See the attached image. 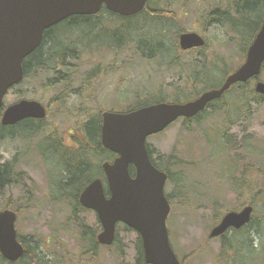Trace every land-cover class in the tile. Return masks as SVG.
<instances>
[{"label": "rangeland", "instance_id": "obj_1", "mask_svg": "<svg viewBox=\"0 0 264 264\" xmlns=\"http://www.w3.org/2000/svg\"><path fill=\"white\" fill-rule=\"evenodd\" d=\"M180 3L174 5L175 11H178ZM203 7L197 4V9ZM229 12L235 15L232 8ZM199 17L198 14L189 13L178 27L183 32L203 35L207 48L202 52L181 55L178 59L183 66L180 72L179 69L164 66L159 55L151 58L132 48H126L116 58L110 53L93 57L85 54L81 60V71L78 70L79 76L94 69L99 62L105 71L100 72L91 85L89 94L96 97V101L86 103L91 111L120 110L137 98H157L159 94L166 102L172 103L175 99L174 88L184 85L180 89H185L186 79L192 77L194 72L199 73L207 65L222 60L223 68L227 69H235L241 64L243 60L240 61L238 48L233 46V42L238 40L235 36L231 39L229 35L233 36V33L230 29L222 25H204ZM180 30L170 35L169 44L172 39H177ZM141 43H146V40L143 39ZM151 43L154 49L155 42ZM159 63H163V66L159 67ZM189 65L192 67L187 69ZM212 69L217 73L213 74L212 70L208 72L210 87L218 85L223 77L214 66ZM48 76L44 74L46 79L50 78ZM38 79L31 77L21 87L11 90L4 99V107L20 99L35 100L47 107L55 94L53 90L43 91L42 81ZM259 81L264 83V68ZM253 85V81L249 82L248 89H253ZM53 108H50V116L43 125L47 128L46 135L55 132L57 136L63 137L74 128L77 121L68 118L67 112V117L61 115L65 108H60V113L58 107ZM227 109L221 112L216 110L214 115L212 111L198 122L187 125L179 120L147 140L152 161L158 163L160 159L163 169H169L173 176V181H167L165 186V195L170 201L167 229L172 249L184 264H235L236 255L230 249L226 251L227 255H222L221 240L210 239L209 233L224 214L240 211L250 200V193L239 188L240 181L245 179L252 188H258L264 178V105L251 103L245 111L235 105ZM40 137L27 144L20 139L0 143V163L18 158L15 166V173L20 175L17 185L7 188L4 195L0 196V208L9 205L10 210L17 214L15 226L18 235L46 242L42 246L44 252L41 251L39 257L42 264H135L134 244L137 236L133 232H125L121 225L117 228L119 244L116 247L100 248L97 262V257L91 262V256L84 255L76 227L82 224L96 230V216L92 212L77 211L72 214L69 200L59 199L62 193L54 186L59 182L61 170L56 167L48 172L46 163L35 149ZM222 139L227 142L221 145L226 151L219 153L217 149H220ZM45 155L50 163L59 164L63 153L52 154L47 151ZM49 178L53 183L52 190ZM71 216L74 219L67 221ZM227 237L230 240L233 236ZM251 240L252 251L245 252L242 249L241 256L237 255L239 264L264 263L260 256L264 250V239L261 241L260 234L254 232ZM239 249L241 247L237 251ZM255 255L258 256L257 260L252 259Z\"/></svg>", "mask_w": 264, "mask_h": 264}, {"label": "trees", "instance_id": "obj_2", "mask_svg": "<svg viewBox=\"0 0 264 264\" xmlns=\"http://www.w3.org/2000/svg\"><path fill=\"white\" fill-rule=\"evenodd\" d=\"M171 1L149 0L144 11L130 18L119 17L105 9H102L97 16L70 17L59 25L46 30L39 47L23 62L24 80L19 86L14 87L12 91L21 87L31 77L37 80L40 78L42 90H53L55 94L49 101L48 107L51 109L52 107H58L59 113L61 112L60 108H65L64 113H61V115L67 117L65 115V112H67L68 118L76 119L77 123L70 132L71 142L68 144H66L63 137L57 136L55 132L46 135L47 128L43 126V123H37L35 126L33 124L32 126L34 127L28 128V132L25 131L31 125L28 122L10 128H4L0 124V143L5 140L14 139L30 143L32 141L35 142L36 138L41 135L42 137L37 142L35 149H37L38 154L46 163L49 173L51 169H55L56 167L61 170L59 182L54 187L62 193L59 199L65 198L69 200L72 214H75L77 211L83 212L78 205L80 191L93 179H103L101 164L114 158L101 145V110L96 109V111H91V107L86 104L93 100L96 101V97L93 94H89L92 89L91 85L99 77L100 72L105 71L102 70V64L99 62L95 65L94 69L86 72L83 76H79L78 70L81 71L79 67L80 62L85 54L93 57L96 54L103 53L107 55L110 53L116 58L126 51V48H132L141 54L149 55L151 58L159 55L164 66L179 69V72L182 71L183 66L178 59L181 55L188 52H182L178 48V38L172 39L170 44L168 41L171 39V34L178 33V30H180L178 24L184 18L180 17L178 11H175L173 8L174 4ZM212 1H216L215 9L212 7L214 10L212 13H210V8L205 9L203 12L199 11V14L202 13L201 22L203 24L214 22L216 27L220 25L228 27L233 33V36L229 35L231 39H234V36L237 37L238 41L233 42V46L238 48L240 61L243 60L247 47L258 31L264 14V0ZM231 8L235 12V15L229 12ZM177 27L178 29H176ZM180 31L182 32L183 29L181 28ZM143 39L146 40L144 44L141 43ZM152 41L155 42L154 49L151 47ZM228 44L229 41L227 40L226 47H228ZM206 48L207 46L201 51ZM223 61H217L211 66L207 65L199 73L194 72L192 77L186 79L185 89H180L184 85L174 88V102L190 101L204 91L217 88L221 82L213 87H210L207 82L210 70L213 71V74L217 73L215 69H212V66L218 70V73L220 72V75H223L222 80L227 74L237 68H223ZM163 63H159V67H162ZM190 67L192 66L189 65L187 69ZM44 74L49 75L48 77L50 78L46 79ZM248 85L249 83L232 87L222 99L211 103L207 110L190 120H183L184 125L190 122H198L206 114L210 115L212 111L213 115L217 112L216 110L219 112L222 110L228 111L227 107L231 108V105L238 106L239 108L242 107L244 111L248 110L251 103L264 105V96L256 94L253 89H248ZM165 100L161 95L157 96V98L152 96L145 97L144 99L137 98L126 107H123V109L121 108V111L114 108L112 111L130 112ZM216 141L218 143L219 139ZM219 144L220 149L219 147L217 149L219 153L225 152L226 149L221 145H226L227 142L222 139V142ZM47 151L52 154L62 152L63 156L61 155L60 163H50L45 155ZM149 154L152 157L150 150ZM159 160L158 163L153 162L155 167L163 170L168 175L169 181H173L170 170L167 168L163 169ZM17 161L18 158H15L0 165V196L4 195L7 188L17 185L20 176L18 173H15ZM177 183L179 182L177 181ZM240 187L250 193L251 197L247 204L253 207L254 212L250 222L237 233H233L234 235H231L233 237L230 240L222 237L221 243L223 248L221 254L227 255L226 251L230 249V252L236 255L235 262H233L235 264H239L237 255L241 256L242 249L245 252L247 250L252 251V233L260 234L261 241L264 239V178L258 188H252L245 179L240 181ZM50 188L51 190L53 189L51 181ZM233 189L236 190L235 188ZM4 209L11 208L7 205ZM73 219L74 217L71 216L67 221ZM123 228L125 232L131 231L127 227L123 226ZM99 230L98 225L96 230L88 229L82 224L76 227L79 241L81 242L80 245L83 246L84 254L91 256L90 261L96 259L95 257H97L95 262L98 261V253L101 247L96 242V235ZM233 240L235 243L231 244ZM19 241L25 249L23 257L17 262L12 263L6 261L0 255V264H42L39 257L40 252L43 250L42 246L46 242L35 240L33 237L25 238L20 236ZM118 244L119 238L116 232L114 243L110 248H114ZM238 247H241V249L237 251ZM134 248L136 255L135 264H145L142 243L138 236L136 237ZM261 255L264 261V250L261 252ZM257 257L255 255L252 259L257 260Z\"/></svg>", "mask_w": 264, "mask_h": 264}, {"label": "water", "instance_id": "obj_3", "mask_svg": "<svg viewBox=\"0 0 264 264\" xmlns=\"http://www.w3.org/2000/svg\"><path fill=\"white\" fill-rule=\"evenodd\" d=\"M147 0H0V110L8 91L24 77L22 64L40 45L44 32L73 16L97 14L102 7L128 18L140 13ZM183 51L201 48L204 41L193 33L179 36ZM264 64V18L249 46L244 63L230 74L218 89L205 92L185 104L158 103L127 113L101 114V144L116 155L102 163L108 196L101 179L92 181L80 194L81 206L96 213L101 233L97 242L111 246L115 227L121 223L141 238L146 264H181L168 237L166 220L170 212L164 195L166 175L150 161L146 140L163 132L179 118H192L221 98L234 84L257 78ZM255 92L264 95V83ZM45 108L35 101H20L4 109L2 126L27 119H43ZM130 167L134 175L130 174ZM252 208L226 214L210 233L222 236L229 228L240 229L250 222ZM15 213L0 211V254L9 262L22 258L24 249L17 240Z\"/></svg>", "mask_w": 264, "mask_h": 264}, {"label": "flooded vegetation", "instance_id": "obj_4", "mask_svg": "<svg viewBox=\"0 0 264 264\" xmlns=\"http://www.w3.org/2000/svg\"><path fill=\"white\" fill-rule=\"evenodd\" d=\"M148 1L149 0H147L146 1V5H145V8H146V6H147V3H148ZM210 1H212V0H172L171 1V3H173L174 5H176V4H178V3H180L178 6H179V8H178V14L180 15V17H183V18H185L186 16H188V14L189 13H191V14H198L200 17H199V19L201 18V15H202V13H200L199 14V11L200 12H203L205 9H207V8H210L211 9V12L210 13H212L214 10L212 9V7L215 9V7H216V3H214V4H211L210 3ZM197 4H200V5H204L205 7H203V8H200V9H197ZM189 7H191V11H189L190 10V8ZM145 8L143 9V11L145 10ZM102 9H105L106 11H107V9L105 8V7H102L101 9H100V11L102 10ZM100 11L96 14V15H91V16H97L99 13H100ZM140 14V13H139ZM138 15V14H137ZM118 16V15H117ZM136 16V15H135ZM73 17H75V16H73ZM79 17H87V16H79ZM134 17V16H133ZM263 18H264V14H263V16H262V19H261V22H260V25H259V28H258V31H259V29H260V27H261V25H262V21H263ZM67 20V19H66ZM183 20V19H182ZM181 21V20H180ZM201 21V20H200ZM213 24H214V22H212ZM211 22H209V23H207V24H204V25H207V26H209V24H212ZM258 31L255 33V35L258 33ZM188 32V31H187ZM202 38H204V36L203 35H201V34H199ZM254 35V36H255ZM207 46V45H206ZM205 48V47H204ZM203 48V49H204ZM202 49H195V50H193V51H196V52H202L201 51ZM193 51H190V52H193ZM186 53V52H185ZM84 57V56H83ZM82 64L83 63H81L80 62V69H81V66H82ZM20 101H35V100H23V99H20L18 102H20ZM17 102V103H18ZM38 102V101H37ZM40 103V102H39ZM44 106V105H43ZM44 108H45V110H47V114H46V116H45V118H43V119H34V118H27V119H24V120H22V121H20V122H18V123H16L15 125H13V126H2V127H4V128H10V127H15V126H17L18 124H21V123H26V122H28V124L29 123H31V125H29L26 129H25V131H27L28 132V128H33L37 123H43V124H45V122H46V120L48 119V117L50 116V114H49V111H50V109L48 110V106L47 107H45L44 106ZM50 108V107H49ZM34 124V126H32ZM30 126H32V127H30ZM72 130H70V131H68L67 133H66V135H64L63 136V139H65V142H66V140L68 141V143H70L71 142V139H70V132H71ZM23 143H25V141H22ZM67 143V142H66ZM67 143V144H68ZM27 144V143H26ZM4 164V163H3ZM0 165H2V163H0ZM96 179V178H95ZM95 179H93L92 181H94ZM91 181V182H92ZM50 182V181H49ZM90 182V183H91ZM89 183V184H90ZM88 184V185H89ZM88 185H86L81 191H80V193H79V196H80V194H81V192L88 186ZM78 201H79V197H78ZM86 212H90V211H86ZM95 215V214H94ZM99 245V244H98ZM100 246V245H99ZM101 247V246H100ZM85 255V254H84Z\"/></svg>", "mask_w": 264, "mask_h": 264}]
</instances>
